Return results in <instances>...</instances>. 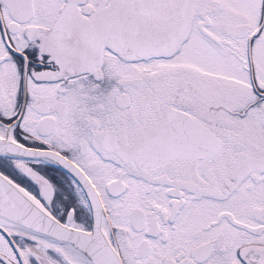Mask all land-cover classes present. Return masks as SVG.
I'll return each mask as SVG.
<instances>
[{
	"label": "snow or ice",
	"instance_id": "1",
	"mask_svg": "<svg viewBox=\"0 0 264 264\" xmlns=\"http://www.w3.org/2000/svg\"><path fill=\"white\" fill-rule=\"evenodd\" d=\"M0 264H264V0H0Z\"/></svg>",
	"mask_w": 264,
	"mask_h": 264
}]
</instances>
